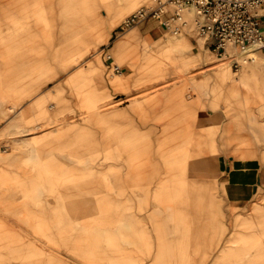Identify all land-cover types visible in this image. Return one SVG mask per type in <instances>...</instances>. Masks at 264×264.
Returning a JSON list of instances; mask_svg holds the SVG:
<instances>
[{
  "label": "rangeland",
  "instance_id": "1",
  "mask_svg": "<svg viewBox=\"0 0 264 264\" xmlns=\"http://www.w3.org/2000/svg\"><path fill=\"white\" fill-rule=\"evenodd\" d=\"M152 2L0 0V264H264L262 58L122 28Z\"/></svg>",
  "mask_w": 264,
  "mask_h": 264
},
{
  "label": "built area",
  "instance_id": "2",
  "mask_svg": "<svg viewBox=\"0 0 264 264\" xmlns=\"http://www.w3.org/2000/svg\"><path fill=\"white\" fill-rule=\"evenodd\" d=\"M148 19L172 34H195L220 54L255 48L264 55V0H153L129 14L122 28Z\"/></svg>",
  "mask_w": 264,
  "mask_h": 264
},
{
  "label": "crops",
  "instance_id": "3",
  "mask_svg": "<svg viewBox=\"0 0 264 264\" xmlns=\"http://www.w3.org/2000/svg\"><path fill=\"white\" fill-rule=\"evenodd\" d=\"M134 37L135 39H139V45H144L146 54L149 56H153L154 54H156L158 52V49L169 48L172 50H177L182 44L179 41H176L174 43L164 45L161 43V40L152 41L151 36H147V38L141 44L139 33H136ZM156 46H158L159 48H157ZM225 67L226 65L224 63L218 66L217 69L220 74L224 72ZM102 100L103 101L101 103L104 102L103 98ZM237 164V167H235V169L230 171L229 173V192L230 197L232 201L235 202V204H239L248 200L257 184V177H254L255 173L253 172V168L247 167V165H245L243 162H241L239 166Z\"/></svg>",
  "mask_w": 264,
  "mask_h": 264
},
{
  "label": "bare ground",
  "instance_id": "4",
  "mask_svg": "<svg viewBox=\"0 0 264 264\" xmlns=\"http://www.w3.org/2000/svg\"><path fill=\"white\" fill-rule=\"evenodd\" d=\"M152 4V3H151ZM151 4H149V5H151ZM142 7V6H141ZM141 7H139V8H141ZM139 8H137L136 10H138ZM135 10V11H136ZM134 12V11H133ZM181 35V34H180ZM179 36V35H178ZM229 52H230V55L229 56H232V55H234V51H230V50H228ZM235 51H237V50H235ZM240 55H242V54H245V56H244V58H243V60L245 61V62H247V60H246V56H251L253 59H254V61H255V63L257 62V60H258V55L262 58V63L264 64V58L260 55V51L259 50H256L255 48H246V49H244V50H242V51H240V53H239ZM256 54H258V55H256ZM246 65H249V64H245L244 66H246ZM243 66V67H244Z\"/></svg>",
  "mask_w": 264,
  "mask_h": 264
}]
</instances>
